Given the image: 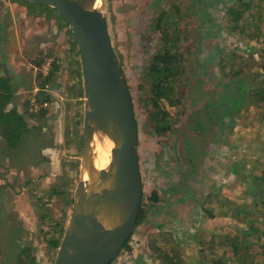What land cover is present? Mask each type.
Segmentation results:
<instances>
[{"label":"rangeland","instance_id":"rangeland-1","mask_svg":"<svg viewBox=\"0 0 264 264\" xmlns=\"http://www.w3.org/2000/svg\"><path fill=\"white\" fill-rule=\"evenodd\" d=\"M25 1L0 0V61L16 85L7 109L27 130L12 151L0 136V264H17L24 249L33 258L22 256L25 264H54L50 242L61 243L81 171L84 88L69 27ZM105 9L134 106L144 211L111 264H264V99L251 95L264 85V0H105ZM162 10L186 30L185 69L180 103H159L171 130L156 135L143 76L160 45ZM53 67L47 100H38ZM222 100L227 114L211 115ZM182 137L194 147L191 172L181 167Z\"/></svg>","mask_w":264,"mask_h":264},{"label":"water","instance_id":"water-1","mask_svg":"<svg viewBox=\"0 0 264 264\" xmlns=\"http://www.w3.org/2000/svg\"><path fill=\"white\" fill-rule=\"evenodd\" d=\"M26 1L53 9L71 30L79 56L84 101L87 91L97 98L96 106L105 109L112 123L115 142L111 186L106 185L101 196L96 197L91 191L85 193L79 171L75 197L80 193V200L76 202L77 197L74 198L54 264H111L123 250L136 226L143 188L134 106L122 66L111 45L105 0H102L104 14L100 19L83 6L84 0ZM84 105L81 165L85 160L84 137L90 128L86 103ZM107 209L112 222L111 231L98 235L93 227L88 231L79 229L81 224L89 227L88 217Z\"/></svg>","mask_w":264,"mask_h":264},{"label":"trees","instance_id":"trees-1","mask_svg":"<svg viewBox=\"0 0 264 264\" xmlns=\"http://www.w3.org/2000/svg\"><path fill=\"white\" fill-rule=\"evenodd\" d=\"M245 4L246 2H243V5ZM38 8L48 7L40 6ZM237 14V11H232L231 17L233 20H235V16H237ZM163 19L165 20L164 23L162 22ZM60 20L62 19L60 18ZM154 21L156 24L155 28L161 33V41L157 52L151 57L149 66L144 71L143 79L150 89L151 103L154 112L149 115V119L151 120L153 131L156 135H162L171 130V128L170 121L168 119V113L159 107V103L162 99L169 102L171 106L178 105L180 103V98L178 97L176 91V85L182 74H184L185 67L182 64V58L184 55L181 52L179 46H181V43L184 44L186 41V30H181L178 28V23L175 22L178 21V19L177 17L173 18L171 16V11L169 10L160 11ZM173 23L175 25H172ZM262 68L264 70V67ZM50 69L51 70L44 78V81L39 85V91L37 93L38 100H40L42 97V99L47 100V97L42 93V91H44L45 85H47L48 80L54 74V67L53 69ZM9 82L10 81L4 78L3 75H0V136L9 147L8 149L12 151L17 148L19 143L22 141L24 134L27 133V130L24 125V118L16 111V108L12 107L7 109L15 93V87H11ZM252 92L253 93H251V95L255 96L256 99H264V85H255V87L252 89ZM226 102L227 100H222V102H220L217 107L213 108L211 115H226ZM44 114L45 111L41 113V116H44ZM204 117H206V114ZM182 140L184 143L183 147L185 149V157H181V167L185 170L187 168V170L191 172L190 168L192 169L194 167L195 169L197 166L194 163V147L189 144L188 141L186 142L185 137H182ZM183 169L181 171V177L184 175ZM184 179H186V177H184ZM150 199L156 201L158 199L157 193L153 192ZM143 218L144 211L142 208H140L136 221V227L142 222ZM57 244V240H51L50 242V245L53 248H57ZM260 248L262 257L264 259V238ZM24 255L27 256L29 261L33 262V258L31 257L29 250L24 249L16 258L17 264H25V261L22 259V256Z\"/></svg>","mask_w":264,"mask_h":264},{"label":"bare ground","instance_id":"bare-ground-1","mask_svg":"<svg viewBox=\"0 0 264 264\" xmlns=\"http://www.w3.org/2000/svg\"><path fill=\"white\" fill-rule=\"evenodd\" d=\"M100 0H84L83 6L93 13L97 18ZM89 89V88H88ZM96 97L87 91L85 98L86 109L89 118L90 128L84 137V157L81 165L80 180L84 183L85 193L90 191L101 196L109 184L111 186V173L113 172L115 142L112 134V123L104 112V108L96 106ZM80 193L77 195L76 202L80 200ZM92 208L95 205H91ZM79 218H76V220ZM89 227L81 224L79 229L88 231L89 228L97 230L98 235L105 234L112 230V222L109 218V209L90 216Z\"/></svg>","mask_w":264,"mask_h":264},{"label":"flooded vegetation","instance_id":"flooded-vegetation-1","mask_svg":"<svg viewBox=\"0 0 264 264\" xmlns=\"http://www.w3.org/2000/svg\"><path fill=\"white\" fill-rule=\"evenodd\" d=\"M0 75H3V77L4 78H6V79H8L10 82H9V84L11 85V87H15L16 85H14V83H13V81H12V78L11 77H8L7 75H6V73H4L3 71H2V65H1V61H0ZM15 94V93H14Z\"/></svg>","mask_w":264,"mask_h":264}]
</instances>
